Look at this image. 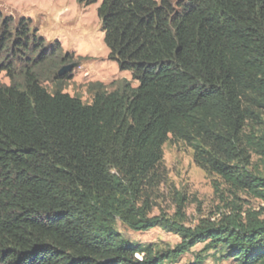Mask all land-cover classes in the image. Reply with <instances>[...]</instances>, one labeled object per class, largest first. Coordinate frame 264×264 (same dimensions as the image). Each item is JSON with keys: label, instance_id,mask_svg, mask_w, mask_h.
<instances>
[{"label": "trees", "instance_id": "trees-1", "mask_svg": "<svg viewBox=\"0 0 264 264\" xmlns=\"http://www.w3.org/2000/svg\"><path fill=\"white\" fill-rule=\"evenodd\" d=\"M97 16L108 58L137 87L94 84L85 105L41 86L61 44L0 13V74L10 81L0 84V264H172L197 243L234 264H264V221L191 230L148 218L140 204L170 138L202 170L264 200L249 170L264 135L245 134L264 116V0H102ZM117 222L182 243L133 244Z\"/></svg>", "mask_w": 264, "mask_h": 264}, {"label": "rangeland", "instance_id": "rangeland-1", "mask_svg": "<svg viewBox=\"0 0 264 264\" xmlns=\"http://www.w3.org/2000/svg\"><path fill=\"white\" fill-rule=\"evenodd\" d=\"M101 2L95 0L86 6L78 4L77 0H0V13L16 22L21 18L31 20V28L38 30V36L47 44L59 42L61 57L68 55L62 63L61 57L46 63L47 69L39 74L41 86L49 93L61 91L89 105L93 97L90 88L94 84H102L107 92L121 89L125 84L137 87L131 74L121 72L117 63L108 58L109 51L104 45L97 16ZM70 64L78 67L72 70L69 78L54 79L63 66ZM17 82L22 84V78ZM0 84L10 85L4 73L0 74ZM245 134L256 138L264 135V116L247 122ZM162 152V161L153 180L145 185L141 196L140 204L147 205L148 218L176 221L191 230L203 220L215 224L235 221L242 225L253 220L264 221V200L199 168L191 147L170 138ZM249 170L264 181V157L252 151ZM116 228L130 243L152 245L159 251L174 250L182 243L178 235L161 227L134 231L117 222ZM195 262L234 264L225 259L219 249L207 250L203 243H197L172 264Z\"/></svg>", "mask_w": 264, "mask_h": 264}, {"label": "water", "instance_id": "water-1", "mask_svg": "<svg viewBox=\"0 0 264 264\" xmlns=\"http://www.w3.org/2000/svg\"><path fill=\"white\" fill-rule=\"evenodd\" d=\"M78 67L77 64H70L63 66L58 72H57V77L62 78L66 75H69L74 68Z\"/></svg>", "mask_w": 264, "mask_h": 264}]
</instances>
